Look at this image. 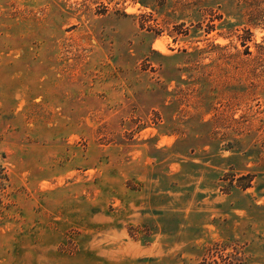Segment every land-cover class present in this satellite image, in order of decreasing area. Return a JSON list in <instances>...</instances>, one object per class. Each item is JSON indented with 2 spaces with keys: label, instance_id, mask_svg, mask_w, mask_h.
I'll return each instance as SVG.
<instances>
[{
  "label": "rangeland",
  "instance_id": "obj_1",
  "mask_svg": "<svg viewBox=\"0 0 264 264\" xmlns=\"http://www.w3.org/2000/svg\"><path fill=\"white\" fill-rule=\"evenodd\" d=\"M141 1L0 0V264H264V0Z\"/></svg>",
  "mask_w": 264,
  "mask_h": 264
},
{
  "label": "trees",
  "instance_id": "obj_2",
  "mask_svg": "<svg viewBox=\"0 0 264 264\" xmlns=\"http://www.w3.org/2000/svg\"><path fill=\"white\" fill-rule=\"evenodd\" d=\"M141 3H142L143 5H147L146 2H145V0H142ZM242 257L244 258V260H247V255H246L245 252H243ZM229 264H236V262L229 261Z\"/></svg>",
  "mask_w": 264,
  "mask_h": 264
}]
</instances>
